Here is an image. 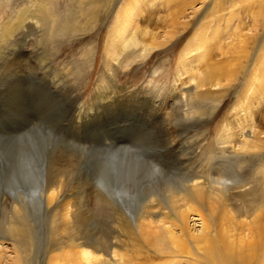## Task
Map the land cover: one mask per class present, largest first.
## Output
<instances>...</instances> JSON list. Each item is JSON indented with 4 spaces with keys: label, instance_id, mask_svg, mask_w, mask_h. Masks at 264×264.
Segmentation results:
<instances>
[{
    "label": "rangeland",
    "instance_id": "1",
    "mask_svg": "<svg viewBox=\"0 0 264 264\" xmlns=\"http://www.w3.org/2000/svg\"><path fill=\"white\" fill-rule=\"evenodd\" d=\"M32 1H43L66 15L69 14L72 16L71 27L76 26L79 29L77 32L67 31L65 35L54 32L52 37H48L45 24L39 27L26 24L15 38L7 41L5 46L1 45L3 48L0 49V235H4L1 227L5 224L20 223L14 207L27 202L28 211L24 213L25 216L22 212L20 215L23 218L22 222L30 226L33 241L31 252L24 254V261L26 264H62L64 258L61 252L67 247L70 233L58 230L55 237L48 236L52 227L64 225L58 215L59 208L64 202H70L68 211L71 214L75 213L71 215V220L74 219L76 223L72 220L70 225H80L77 233L72 235V239H76L77 242L83 241L92 245L93 238L101 236L107 241L114 242L112 238L114 235H110L112 229L116 228L114 230L118 235L120 231L117 225H127L112 213L109 206H104L98 199L100 186L107 190L111 189L110 178L107 176L102 178L99 175V162L104 151L107 154L112 152L111 154L115 156L117 154L121 161L127 159L131 151L136 152L138 159H145L146 164L154 165L158 169L157 178L161 183L171 184L174 181L176 183L178 178H182L188 171L202 169L201 167L207 164V158L211 154L208 148L213 152L216 133L221 123L227 119L233 127L238 126L237 122H233V118L240 113L238 109L235 110V106L241 96L239 94L243 84L248 78L251 79L252 70L258 67L264 70V60L259 63L264 59V20L258 18V24L263 25L259 29L254 27L251 30V22L245 18V25L248 24L249 28L240 27V32L246 37L249 36L247 40L242 44L235 43L233 48L225 50L228 52L224 54L225 56L221 58L216 56L215 63L225 61L227 64L222 66L226 65V70L230 69L233 77H229L230 80L223 79V83L228 81L231 84V89L227 91L215 112L209 116L208 100L194 99L188 102L187 99L178 98L180 94L173 92L178 56L184 45H187L191 34L204 22L210 21L212 27L214 24L217 25L214 28H219V33L226 36L227 33L232 34L237 29L238 22L230 14L244 15V0L233 2L234 7H230L229 0H218L215 7L213 0L194 1L185 11L187 14L184 18L179 20L188 23V28L186 31L179 30L175 38H173L175 34L170 36L173 39L171 42L174 41V44L170 45V50L154 51L144 63L133 65L127 72L116 69L113 74L104 67L100 58L103 37L112 20L108 10L110 0H103L90 17L86 19L82 16L78 18V22L74 17L77 16L75 11L79 0H0V24H4L10 16L9 13H16L20 8H28ZM179 1L174 0L170 6L163 5L164 1L159 2L156 5V12L164 15L165 21L169 19L165 12ZM131 13L130 18H137L139 12L135 10ZM164 24L166 22L161 25V31H158L157 35V40L162 42L169 38L163 35L166 31ZM92 27L93 30L90 31ZM150 28L152 27L147 29L149 32ZM210 32L209 30L208 33ZM235 36L238 35L232 34V40L236 39ZM24 37L25 39L20 41ZM192 46L193 44L189 45L190 48H193ZM19 49L24 52L21 56L18 53ZM191 52L184 58L194 57ZM216 54H220L219 49ZM231 56L240 58L230 60ZM191 63L197 65L195 59L191 60ZM197 68L193 70L196 71ZM154 71L157 73L153 74ZM236 72L237 75L234 74ZM179 73L182 82H186L187 75L183 74L182 70ZM235 83L238 88L235 87ZM112 84L122 94L129 92V95H133L132 98L119 99L111 106L103 104L102 99L110 94L106 91L107 87L115 88ZM261 86L258 95L264 93L261 91L264 90V82ZM180 87L182 88V83ZM98 90L100 93L96 97L100 102L94 100V94ZM152 103L156 104L155 109L151 107ZM255 103L254 100L249 101L244 108L251 106L249 108L253 114L252 118H255L257 124L264 119V102L260 104L261 107L254 105ZM84 108H90L87 113L97 115L85 116L82 124H76L77 113L84 111ZM196 109L203 111L202 117H197ZM257 110L263 115L260 116ZM259 123L258 127L263 128L264 122ZM119 143L121 147L118 149L116 146L119 147ZM124 155L128 156L122 157ZM125 162L127 169L129 164L127 166V160ZM198 163L203 164L198 167ZM49 168L54 169L52 171L54 175L57 173L56 170L60 172L62 182L57 193L58 198L50 205L45 201L41 191L45 188V178L50 180L47 177ZM140 168L143 166L140 165ZM39 178L43 182H40ZM39 184L43 185L40 187ZM35 188L37 191L31 193ZM143 189L136 190L131 198L132 202L130 201L128 205L131 215L136 214L138 205L143 202L147 193L146 189V192ZM174 207L177 208V205ZM141 257L138 258L142 259ZM15 263L13 249L8 242L3 241L0 244V264Z\"/></svg>",
    "mask_w": 264,
    "mask_h": 264
},
{
    "label": "bare ground",
    "instance_id": "2",
    "mask_svg": "<svg viewBox=\"0 0 264 264\" xmlns=\"http://www.w3.org/2000/svg\"><path fill=\"white\" fill-rule=\"evenodd\" d=\"M173 1L110 0L108 2L112 20L103 37L100 58L104 67L111 74L116 69L127 72L133 65L144 63L154 51L167 52L168 49H171L170 45L174 44V41L171 42L173 39L170 36L175 34L173 37L175 38L179 30L186 31L189 25L179 20L184 18L187 14L185 11L194 1L201 0H180L165 12L169 19L164 21V15L161 16L156 12V5L163 2V5L170 6ZM217 1L213 0L214 7ZM229 1L230 7H234L233 4L236 0ZM102 2L103 0H99V2L97 0H79L78 8L75 11L77 15L74 17L75 21L78 22L82 16L86 19L90 17ZM20 10H17L16 13H9L10 16L4 24H0V49L3 48L1 45L12 40L13 37L15 38L26 24L35 27L45 24L48 37H52L54 32L65 35L67 31L77 32L79 29L76 26L71 27L72 16L66 15V13L57 10L55 6L52 7L43 1H32L28 8L24 7ZM135 10L139 12L137 18H130L131 12ZM244 12L247 16L245 13L240 16L234 13L230 14L238 22L237 29L232 33L238 35L235 36L236 39L232 40L231 33H227V36L219 33V28H214L217 25L214 24L212 27L211 22L207 21L200 24L199 28L191 34L187 45H184L179 53L173 92L180 94L178 98L187 99L188 102L194 99L208 100L210 102L209 116L215 112L227 91L231 89V84L228 81L223 83V79L230 80L228 78L233 77V74L231 75L229 72L230 69L226 70L227 66H222L227 63L225 61L215 63L217 61L215 58L216 56L219 58L225 56L228 53L225 50L233 48L235 43L242 44L247 40L249 36L246 37L240 32V27L247 29L248 24L245 25V18L250 20L251 30L254 27L259 29L264 24V22L262 25L258 24V18L264 20V0H244ZM165 22L166 31L163 32V35L169 38L163 42L158 41V31H161L160 27ZM149 27H152L150 32L147 30ZM85 30L84 25L83 32ZM92 30L93 27L90 31ZM209 30L210 33H208ZM24 39L25 37L20 41ZM192 44L193 48H190L189 45ZM218 49L220 54H216ZM190 52L195 56H189L191 57H188L189 59L184 58ZM18 53L21 56V53L24 52L19 49ZM240 56H231L230 60H235ZM19 58L17 59L19 60ZM190 59H195L197 65L191 63ZM263 60H260L259 63H262ZM196 67L198 68L194 71L193 68ZM11 68L10 64L9 69ZM181 70L183 74L187 75L186 82H182L180 79L179 72ZM263 71L261 67L252 70L251 79L248 80V78L240 90L239 95L241 96L235 106V110L238 109L240 113L233 118V122H237L238 126L233 127L229 120L225 119L220 128L218 127L213 152L210 148L207 149L211 153L207 154L209 155L207 164L201 167L204 162L198 163V167L202 169L196 167L198 170L188 171L182 178H178L176 183L175 181L171 184L161 183L157 178L158 169L154 165L146 164L145 159H138V154L134 151L129 153L130 156L127 155L129 159L125 155L122 156L127 157L124 159L128 161V170L125 169L124 159L122 162L117 154L115 156V154H111L112 152L107 154L104 151L99 162V175L102 178L104 176L110 178L111 189L107 190L100 186L98 199L104 206H109L112 213L127 225H117L120 231L118 235L114 230L116 228L112 229L110 235H114L112 237L114 242L107 241L102 236L93 238L92 245L83 241L77 242L76 239H72V235L77 233L80 225H70L72 220L76 223L74 219L71 220L75 213L71 214L68 211L70 202H64L59 208V213L57 212L64 225L52 227L48 236V238H51L52 235L55 237L58 230L70 233L67 247L61 252L64 258L62 264H264V126L259 128L257 125L259 122L255 123V118H252L253 114L250 111L251 106L244 108V105H248L249 101L254 100V103L256 102L254 105L264 102V93L257 94L262 89L261 84L264 82ZM156 73V71L153 72V74ZM181 83L182 88L180 87ZM114 84H112L114 89L112 86L109 89L107 87L106 91L110 94L102 99L103 104L111 106L114 101H119V99L132 98L133 95H129V92L122 94ZM235 87L238 88L236 83ZM11 93L13 92L11 91ZM99 93L100 90L94 94L95 96L93 95L94 100L99 101L96 97ZM140 99L143 100V97ZM260 100L262 101L260 102ZM154 106L156 104L152 103L151 107ZM89 110L90 108H84V111L81 110L77 113L76 124H82L85 116L94 114V117L97 115L96 113H87ZM195 112L198 113L197 117H202V110L196 109ZM88 119L91 120V118ZM261 121L264 122V119ZM119 145V147L116 146L118 149L121 147L120 143ZM123 152L125 153V151H121V153ZM140 165L143 168H140ZM188 166L192 168V166ZM65 168L67 169V166ZM54 169L49 168L47 177L50 180L45 178V188L41 190L42 196L45 197V201L49 205L58 198L57 193L62 183L60 172L56 170L57 173L54 175L52 172ZM189 169L187 168V170ZM41 181L43 182V180ZM42 185L39 184L40 187ZM140 188H144V191L146 189L147 193L143 202L138 205L136 214L133 212L134 215H131L128 205L136 190ZM31 191L33 193L37 190L35 188ZM34 201L36 202V200ZM97 203L99 202L97 201ZM27 204L26 202V204L14 207L17 210L16 214L19 215L20 223L5 224L1 227V232L4 235H0V240L2 243L6 241L10 244L16 256L15 264H26L24 254L31 252L33 235L30 226L22 222L23 218L20 215L21 212L24 215L28 211ZM174 205H177V208Z\"/></svg>",
    "mask_w": 264,
    "mask_h": 264
}]
</instances>
